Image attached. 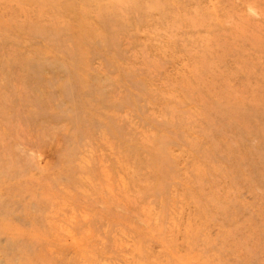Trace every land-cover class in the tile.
<instances>
[{
	"label": "rangeland",
	"instance_id": "374dc122",
	"mask_svg": "<svg viewBox=\"0 0 264 264\" xmlns=\"http://www.w3.org/2000/svg\"><path fill=\"white\" fill-rule=\"evenodd\" d=\"M0 264H264V0H0Z\"/></svg>",
	"mask_w": 264,
	"mask_h": 264
}]
</instances>
